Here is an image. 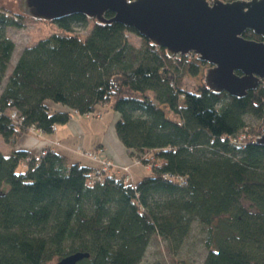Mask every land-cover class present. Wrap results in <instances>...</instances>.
I'll return each instance as SVG.
<instances>
[{"label": "trees", "instance_id": "16d2710c", "mask_svg": "<svg viewBox=\"0 0 264 264\" xmlns=\"http://www.w3.org/2000/svg\"><path fill=\"white\" fill-rule=\"evenodd\" d=\"M28 20L0 4V264L77 252L88 254L79 264H141L153 239L180 254L194 226L203 264H264V80L243 98L188 87L207 65L194 54L169 58L134 29L82 14L50 22L60 32L23 47L9 70L8 29ZM99 106L118 113L117 139L146 167L137 182L49 147L15 148L30 128L50 133Z\"/></svg>", "mask_w": 264, "mask_h": 264}, {"label": "water", "instance_id": "95a60500", "mask_svg": "<svg viewBox=\"0 0 264 264\" xmlns=\"http://www.w3.org/2000/svg\"><path fill=\"white\" fill-rule=\"evenodd\" d=\"M32 20L52 22L82 14L99 24L120 23L167 57L192 53L208 67L203 83L214 94L243 98L264 80V0H15ZM107 12L112 16L105 17ZM251 31L262 40L246 39ZM255 143L264 146V127ZM86 253L54 264H79Z\"/></svg>", "mask_w": 264, "mask_h": 264}, {"label": "rangeland", "instance_id": "374dc122", "mask_svg": "<svg viewBox=\"0 0 264 264\" xmlns=\"http://www.w3.org/2000/svg\"><path fill=\"white\" fill-rule=\"evenodd\" d=\"M0 4H3L13 10H18L16 6L17 2L15 0H0ZM87 31L88 29L80 30L82 34H85ZM59 32H60V28L54 23L37 21V20H28V22L21 29L9 28L7 34L14 41L15 49L11 57V66L8 69L11 70L23 47L30 46L36 43L37 41L47 37L49 34L52 33L58 34ZM207 67L208 65H205V68ZM204 70L199 72V74L195 77L186 78V84L188 85V87L197 86L203 82ZM48 105L61 108V105H54L50 102H48ZM97 113L101 114L102 117L101 119L106 126L105 141L106 142L110 141L111 137L117 139V135L114 129V123L117 119L118 113L112 109L106 110L105 108L99 106L94 113L88 115H73L72 116L73 118L71 120H76L78 118L85 119L87 117L94 118ZM251 122L258 124V121L256 122L253 120ZM28 133L38 138L43 135L39 132L32 130H29ZM27 134H23L22 136H25ZM50 144L52 145L54 144V142L52 141L50 142ZM7 150H8V145L0 137V151L7 152ZM98 151L99 150H97V148H92L88 150H83V149L78 150V148L76 149L78 155L86 159H88L89 157L88 153L86 152H92L95 154L97 160H103V159L109 160L106 158L99 157L98 156L99 153H97ZM127 160H128V164H122V165L119 164L118 166L114 164L111 160L109 161L113 166H115L114 168L117 170L123 171L122 168H125L126 171L129 170L132 176L130 178V181L137 182L142 176L148 174L146 167L144 168L142 165H137V162L135 160L133 161V159H130L129 157ZM19 169H22V167L20 166ZM201 238H202V233L200 231V228L198 226H194V230L191 232L188 239L186 240L181 253L174 256L173 255L170 256L169 254H167V252H165L164 243L162 241L153 239L146 250L145 256L141 264H154L155 262H160L161 264H173L174 262H172V259L175 260L174 264H203L204 251L200 244Z\"/></svg>", "mask_w": 264, "mask_h": 264}, {"label": "crops", "instance_id": "0c3cea01", "mask_svg": "<svg viewBox=\"0 0 264 264\" xmlns=\"http://www.w3.org/2000/svg\"><path fill=\"white\" fill-rule=\"evenodd\" d=\"M101 118V114L97 113L94 118L70 119L68 123L55 126V130L45 133L39 138L28 133L17 140L15 148L38 154L49 147L64 155L69 163L80 162L83 165H91V162L78 155L76 149L97 148L99 157L109 159L117 166L128 164V157L119 141L114 137H111L110 141H105L106 126ZM97 119H100L101 122ZM52 141L54 144L51 145Z\"/></svg>", "mask_w": 264, "mask_h": 264}, {"label": "built area", "instance_id": "2783aa9c", "mask_svg": "<svg viewBox=\"0 0 264 264\" xmlns=\"http://www.w3.org/2000/svg\"><path fill=\"white\" fill-rule=\"evenodd\" d=\"M245 1H248V0H245ZM15 117H16V115L14 113H12L11 118L14 119ZM30 130L39 132L37 130H34L33 128H30ZM261 133L256 135L255 138H258L261 135ZM239 139H241V137L238 138V140ZM86 153H88V155H89V157H88L89 161L92 162L93 164H95L96 172H105V171L111 170L113 165L111 164V162L109 160H104V159L103 160H97L94 153H92V152H86ZM122 169H123L122 172H124V171L126 172L125 168H122Z\"/></svg>", "mask_w": 264, "mask_h": 264}]
</instances>
